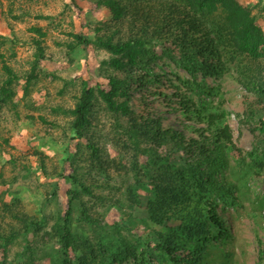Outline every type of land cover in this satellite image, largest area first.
Listing matches in <instances>:
<instances>
[{"label":"trees","instance_id":"trees-1","mask_svg":"<svg viewBox=\"0 0 264 264\" xmlns=\"http://www.w3.org/2000/svg\"><path fill=\"white\" fill-rule=\"evenodd\" d=\"M69 1L82 10L77 0ZM94 2L107 20H95L93 38L71 32L65 46L76 58L91 44L106 50L110 56L101 62L100 72L107 82L93 81L87 58L74 104L51 109L68 117L60 143L46 138L57 146L59 163L50 169L49 154L36 152L45 176L69 177L73 187L60 204L57 188L36 198L34 211L18 195L1 203L0 264H40L44 259L47 264H235L236 251L225 246L238 242L240 227L231 230L225 214L229 207L251 218L258 244L255 264H264V187L257 189V183L264 184V27L254 12L260 3ZM34 30L45 35L40 27ZM4 42L1 35L0 46ZM34 43L31 70L22 77L24 95L46 59L43 41L35 38ZM0 58L5 73L1 110L6 103L16 106L15 84L21 75L3 53ZM162 58H171L189 75H179L171 93H152L177 105L188 122L183 128L164 125L144 92L140 100L145 109L139 111L133 103V91L151 84L153 65ZM228 77L256 98L242 113V122L260 135L249 150L234 139L221 83H208ZM70 82L75 77L65 80ZM136 82L139 87L133 89ZM97 105L113 117L111 140L119 156L107 153L95 135ZM188 129L196 135L188 136ZM96 187L109 190L108 195L95 192ZM141 189L148 193L145 202ZM51 202L54 207L48 210ZM142 205L146 215L137 217L134 210ZM140 222L149 229L146 234L133 233Z\"/></svg>","mask_w":264,"mask_h":264},{"label":"rangeland","instance_id":"rangeland-1","mask_svg":"<svg viewBox=\"0 0 264 264\" xmlns=\"http://www.w3.org/2000/svg\"><path fill=\"white\" fill-rule=\"evenodd\" d=\"M245 1L260 3L254 12L258 14L261 25L264 27V0ZM77 3L82 7L80 12L69 0H0V37L5 36V42L0 46V53L4 54L6 61L21 75V80L15 84L16 106L6 103L0 110V205L3 201L14 200L18 195L22 197L27 209L34 211L37 208L36 198L41 199L44 197L43 194L51 193L57 188L58 204H60L65 200L67 190L73 187L69 177L50 179L45 176L39 168V156L36 152L38 149L49 154L50 169L59 163L60 152L57 146L46 138L53 136L60 143L68 117L62 112L54 113L51 109L54 106L69 107L74 104V95L78 92L81 77L86 75L84 64L87 58L90 60L87 73L92 75L93 81L103 84L107 82L104 74L100 72L101 62L110 56L106 50L91 44L86 46L87 51L78 55L77 58L67 52L65 44L72 39L71 32H81L93 38L95 20L104 21L108 18L103 11L97 9L94 0H77ZM91 20L94 21L91 22ZM34 27H40L45 35H40ZM35 38L43 41L46 59L42 62L38 76L33 81L31 92L24 95L22 77L31 70L36 50ZM153 68L154 76L151 78V84L148 83L141 89L133 91V103L139 111H143L145 107L140 97L144 92L149 97L152 107L158 108L157 115L163 116L164 125L172 124L183 128L182 124L187 122V119L181 115L177 105L173 103L169 106L168 99L165 101L163 95L152 93L156 91L171 93L175 89L173 83L180 81L178 76L189 77V75L179 69L171 58L158 60ZM103 70L106 73L107 67ZM71 77H75V82L65 84V80L70 81ZM4 78L5 73L0 58V85ZM156 79L159 81L157 82ZM208 83L211 85L221 83L226 106L232 112L229 122L233 128L234 139L244 149H251L254 143L259 141L260 135L248 124L242 122V113L246 109L247 102H254L256 98L246 88L238 85L232 77L224 81L209 79ZM132 86L136 89L137 86L139 87L138 82ZM259 109L260 113H263L261 107ZM40 116L46 117L47 122L41 120ZM113 122L112 115L102 106L95 107L93 119L95 135L101 146L107 149V153L111 156H119L120 149L111 140L114 134ZM186 133L188 136L196 135L191 129L186 130ZM5 139H9V143ZM75 143L77 140L73 142V147ZM84 144L83 140L81 145ZM141 160H144L143 157ZM258 184L260 183H257V189L261 191L258 187H264V184L260 186ZM252 189L256 188L252 187ZM95 192L108 195L109 190L96 187ZM140 192L145 202L148 193L144 189ZM53 205L52 202L49 203L48 210L52 209ZM144 205L134 210L137 217L146 215ZM237 211L238 209L229 207L225 212L231 230L236 232V228L240 227L238 242L225 248L236 251L235 264H255L258 244L253 222L244 210L240 209L242 215L237 214ZM155 227L159 228L158 225ZM148 231L149 229L142 222L133 229V233L138 235L146 234ZM260 234L263 235V230ZM16 248L18 246L14 247ZM39 263L47 264L48 261L44 259Z\"/></svg>","mask_w":264,"mask_h":264}]
</instances>
